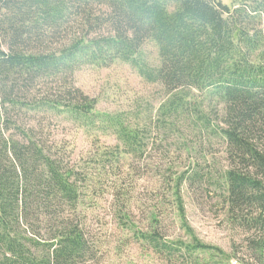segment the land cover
Returning a JSON list of instances; mask_svg holds the SVG:
<instances>
[{
    "label": "trees",
    "instance_id": "trees-1",
    "mask_svg": "<svg viewBox=\"0 0 264 264\" xmlns=\"http://www.w3.org/2000/svg\"><path fill=\"white\" fill-rule=\"evenodd\" d=\"M232 2L0 0V264H98L101 236L89 227L98 212L113 219L119 249L134 243L188 264L218 255L223 264L185 217L182 188L205 183L264 264V60L251 58L261 40L238 20L264 0ZM117 62L161 87L157 106L100 111L75 85L84 67ZM59 122L90 138L79 158L56 137ZM174 135L182 141L163 145ZM216 142L220 155L208 154ZM172 148L186 163L173 173ZM154 150L161 163L152 167ZM148 175L159 185L141 192ZM169 211L187 242L165 237Z\"/></svg>",
    "mask_w": 264,
    "mask_h": 264
},
{
    "label": "rangeland",
    "instance_id": "rangeland-1",
    "mask_svg": "<svg viewBox=\"0 0 264 264\" xmlns=\"http://www.w3.org/2000/svg\"><path fill=\"white\" fill-rule=\"evenodd\" d=\"M223 4L233 8L232 0H219ZM256 7L257 13L254 14L252 8ZM239 22L248 31L249 34L255 32L261 40V47L256 49L251 58L255 62L264 60V4L258 6L255 4H248L244 12L238 17ZM106 30H101L103 33ZM98 34V33H97ZM94 35V34H93ZM146 57L152 64H157L156 49L150 45L145 44L143 47ZM74 83L84 93L90 97L96 98V109L100 111L110 112H129L136 105L151 104L157 106L158 102L163 96V90L157 84H151L143 81L135 71H133L127 64L113 63L111 66L103 68L84 67L74 75ZM56 137L68 141L73 147L74 157L79 158L80 153H85L89 148L90 138L87 139L81 130H75L67 122L58 123ZM176 135L167 138L164 144H174L178 139L182 141L181 137ZM105 143H112V138L102 136L100 139ZM216 140L214 139V142ZM159 141H156V146ZM207 148V147H205ZM210 148L211 154L220 155L221 147L216 142ZM173 149V148H172ZM160 151H149L147 155L149 164L153 167L155 163H161ZM175 161L171 172L183 170L186 163H180L181 160L176 159L174 149L169 155ZM167 156L166 163L171 161ZM212 156L208 159L211 160ZM180 164V165H178ZM151 167V169H152ZM163 164L161 169H165ZM154 180H156L154 178ZM150 175L143 177L139 182V190L145 191L148 187L156 188L159 184L154 181ZM182 197L184 200L185 217L189 226L193 229L197 239L207 245L214 246L222 250L224 256L223 264H259L254 260V255L248 247L246 236L250 233H244L239 228L234 227L229 223L225 217V209L223 204L218 200V195L206 183L196 189L190 190L186 186L182 188ZM152 204V201L147 204ZM173 210V207H172ZM174 215V219H173ZM176 213L169 211L165 217V237L169 240L182 239L188 241V236L180 227V222ZM89 227L94 234H98L101 240L100 246V261L98 264H188V262L175 259L166 261L164 258L154 253L149 248H142L137 244H127L121 249L117 247L119 236L113 226V219L105 215V212L92 216ZM90 217V218H92ZM96 218L99 219L96 220ZM175 220V221H172ZM172 221V222H170ZM229 255V261L227 258ZM201 262L204 264H214V261L219 260L218 255H209L200 253ZM212 258V259H211Z\"/></svg>",
    "mask_w": 264,
    "mask_h": 264
}]
</instances>
